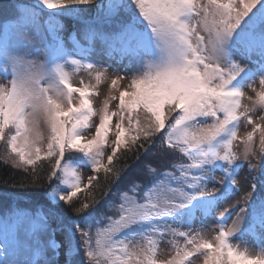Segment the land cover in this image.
Returning a JSON list of instances; mask_svg holds the SVG:
<instances>
[{
    "label": "snow or ice",
    "instance_id": "6c2138e0",
    "mask_svg": "<svg viewBox=\"0 0 264 264\" xmlns=\"http://www.w3.org/2000/svg\"><path fill=\"white\" fill-rule=\"evenodd\" d=\"M0 79L4 163L49 189L0 212V264H264V0H12Z\"/></svg>",
    "mask_w": 264,
    "mask_h": 264
},
{
    "label": "trees",
    "instance_id": "16d2710c",
    "mask_svg": "<svg viewBox=\"0 0 264 264\" xmlns=\"http://www.w3.org/2000/svg\"><path fill=\"white\" fill-rule=\"evenodd\" d=\"M11 3L12 0H0V21L6 15V6ZM2 154V147H0V212H3L7 208H17L35 213L40 209L41 205L47 209L49 205L47 197L44 194L49 189L47 188L46 180H43L48 170L47 164L44 163L43 171L40 173L42 177L40 184L32 186L30 183H25L23 187H20V182L27 174L21 169L13 168L11 164H5ZM13 184H16V186H13ZM99 185L100 187H96V192L93 191L97 195H99L100 190L105 186L103 173L100 174ZM80 196L82 198L83 194H80ZM64 208L67 209V206L65 205ZM99 215L96 216L99 217Z\"/></svg>",
    "mask_w": 264,
    "mask_h": 264
},
{
    "label": "rangeland",
    "instance_id": "374dc122",
    "mask_svg": "<svg viewBox=\"0 0 264 264\" xmlns=\"http://www.w3.org/2000/svg\"><path fill=\"white\" fill-rule=\"evenodd\" d=\"M6 8H7V6H6ZM64 23H65V25L67 26V30L63 33V35H64L65 40H67V38H68V31L71 30L72 21H71L70 19L65 18V19H64ZM95 62H96V64H97L98 68H100V69H107V70H108V75H109V76L113 75V74H114V69H116V68L118 67V66L115 65V64H112V66L109 67V62H108L107 58H103V59H101V58H96V59H95ZM83 74H87V73L84 72V71H81V72H79V73L74 74V75H73V78H75V79H79V78L82 77ZM120 74H121V75L125 74L123 69H120ZM73 78H72V80H73ZM3 82H4V81H3L2 79H0V83H3ZM71 82H73V81H71ZM72 84H73V83H72ZM85 84L95 85V88L93 89V91L96 93V95H94V96L92 97V102H93V107H94V109H96V110H100V109L103 107V103H104V101H105V100L108 98V96H109V85H110V81L105 80V81H102L100 84L96 85L95 80L92 79L90 83H89V82H85ZM73 86L79 87V86H80V83H79L78 85L76 84V85H73ZM257 87H259L258 84H257ZM249 94H250V95H254V94L251 93V92H249ZM245 102L247 103V101H245ZM115 104H116V101H112V102L109 104V108H110L111 110H115ZM260 114H262V113H261L259 110H257L256 115H260ZM98 119H99L98 116H97V117H93V121H94V122H97V123H98ZM114 119H115V118H114ZM248 130H249V128L246 127V126L243 124V122H242V123H241V126H240V129H239V134H240V135H244ZM41 131H42V132H45V129H44V126H43V125H41ZM93 132H94V129H93ZM45 134H46V132H45ZM89 138H90V137H89ZM113 139H114V136H113L112 133L110 132V133H109V142H111V140H113ZM257 142H258V138H257ZM0 147H2V152H3L2 157L4 158L7 149H5V146H4V143H3V142H0ZM109 150H110V149H106L105 159H106V156H107V152H108ZM9 164H10V163H9ZM245 168H246V166H245ZM80 172H81V176H82L83 174H84V175H87L88 177H89L90 175H92L91 170H90L89 168H86V167H81ZM241 174L243 175V172H242ZM88 177H87V178H88ZM210 187H211V185H210ZM93 191L96 192V187L93 188ZM236 199H237V197H232L231 200L228 201V203H232V202H234ZM227 206H228L227 204H223V205H221V208H223V207H227ZM30 213H32V212H30ZM99 214H100L99 212L95 213V215H99ZM229 223H231V221H229ZM214 225H215V220H214V219H210V220L207 222V225H206V234H207L209 237H211V236L214 234L213 231H212L213 228H214ZM246 239H249V238H246ZM233 242H234V243H239L240 241H239V239H237V240H234ZM249 243H251V240H250V239H249ZM161 247L164 249V251H162V252L160 253V257H159V258H160V259H165V258L167 257V249H168V245H167V243H164V244L161 245ZM197 264H199V261H197Z\"/></svg>",
    "mask_w": 264,
    "mask_h": 264
},
{
    "label": "bare ground",
    "instance_id": "6f19581e",
    "mask_svg": "<svg viewBox=\"0 0 264 264\" xmlns=\"http://www.w3.org/2000/svg\"><path fill=\"white\" fill-rule=\"evenodd\" d=\"M81 80H83L84 82H89V83H90L91 80H92V78L89 77L88 74H83L82 77L79 78V79H75V78H73V80H72L73 82H72V83H73V85H76V84L78 85V84L80 83ZM93 129H94V128H93ZM93 129H92V131H93ZM81 177H82V179H83L84 182H87V180H88V178H87L88 176H87V175H84V174H83Z\"/></svg>",
    "mask_w": 264,
    "mask_h": 264
}]
</instances>
